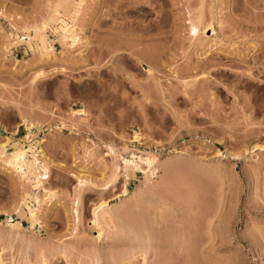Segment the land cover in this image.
<instances>
[{"label": "rangeland", "instance_id": "1", "mask_svg": "<svg viewBox=\"0 0 264 264\" xmlns=\"http://www.w3.org/2000/svg\"><path fill=\"white\" fill-rule=\"evenodd\" d=\"M67 1L0 0V142L30 125L47 169L33 189L0 160V264H155L121 255L135 231L177 224L194 244L170 237L166 264H264V0H81L73 47L48 20ZM44 20L47 58L10 31ZM113 151L155 155L156 176L126 174ZM101 201L116 217L96 236Z\"/></svg>", "mask_w": 264, "mask_h": 264}, {"label": "bare ground", "instance_id": "2", "mask_svg": "<svg viewBox=\"0 0 264 264\" xmlns=\"http://www.w3.org/2000/svg\"><path fill=\"white\" fill-rule=\"evenodd\" d=\"M80 3H81V0H68L67 2H65L64 6H63L64 12L62 13V15L56 14L55 16L48 19V20H50L56 24L59 23V25L57 27H53V30H55V32L57 33L58 38L60 40V43L62 45L67 44L69 47H73L74 45L79 43L81 40L80 35H78L77 34L78 32H76L75 24L69 23V21L66 20V17H65L66 14L69 16H71V14H73V13L75 14L78 11L77 8H78V5H80ZM48 20L42 21L40 23V25H38L36 28H34L35 32L32 36L29 34V32H26L25 34H18L19 32L16 33L14 31H12L11 29H10V31L15 36V38L17 40L26 41L27 44H29V45H30L31 37H35L37 40V47H38V50L40 52L39 54L41 55V57L45 56L47 58L49 56L50 52L52 51V47L49 46L50 44H48V45L46 44V39H45L46 31H47V29L49 27V23H50V21H48ZM12 28H14V26ZM205 28L207 30H209V29L213 30L212 22L209 21L206 24H204L202 29H205ZM15 30H16V28H15ZM15 38L13 37V39H15ZM13 39L11 38V40H13ZM17 40L13 41V43H16ZM50 56H51V54H50ZM138 62L141 63L142 65L145 64L147 66V68H148L147 70L151 73V77H153V78L156 77L155 74L152 72L153 66L148 63L149 61H146L145 59H141V57H140V58H138ZM145 62H147V63H145ZM146 94L145 95L148 98H150L149 94L148 93H146ZM27 130L28 131L26 132V134L22 136L24 139L27 138V140H25V143H22L19 140L11 139L10 136L5 137L3 139L4 141L0 142V160L2 161V162L1 161L0 162L2 163V165L6 169L15 172V174L18 176V178L22 182H30V180H31L30 174L33 173L34 180L31 183H33L32 184L33 189H37L41 186V184H43L42 180L44 179V177L46 178V175H47L46 170L47 169H46V166L41 164V159L38 157L39 153L43 156V150L39 146L41 139H36L34 141L35 144L32 145L29 142L30 140H28V134L31 132V126L30 125L27 126ZM21 140H23V139H21ZM113 153L117 157L119 162L122 163V166L121 165L120 166L123 168V170L127 171L126 174L134 173L135 170H143V172L145 174V182H149L153 177L156 176L158 169L156 167L157 157L155 155H153L151 153H146L144 155H135L134 152H131L129 156H125L123 154L116 153L115 151H113ZM41 155H40V157H41ZM167 166L169 167V165H167ZM40 167L43 168L42 169L43 173L40 171V174H37L36 171ZM117 169H118V165H116V170ZM116 170H114V172ZM117 172H118V170H117ZM117 174L118 173H116L115 175H117ZM167 175H170V174L167 172ZM78 181L80 183V181H81L80 178ZM84 182H82L81 185ZM158 190H160V189H157V191ZM161 190L164 191L163 189H161ZM142 191H144V190H142ZM147 191L150 194H151V192H153L152 196L154 195L155 192H156L155 195H158V192L156 191V189L154 190V187L152 186V184L149 185V183H148ZM145 192L146 191H144L142 193H145ZM145 194H148V193H145ZM140 195H141V192H140ZM32 197L36 200L37 205H39V199H38L37 192L25 191L21 198L23 199V201H25L27 198H32ZM159 197L161 199H159ZM159 197H158V199L162 200V203H163L162 205L168 204L166 201H164L162 199L161 196H159ZM146 201H147V199H146ZM96 207H98V209H97L98 211L95 212L93 210V214H92L93 216H92L90 221H91V224L93 225V227H96V232H97L96 236H99L101 234V231H102L103 226H101V225H102V221L105 219V217H104L105 214H106V216L109 215V217H108L109 221H106V220H108L107 217L105 219V222H107L109 224H111L110 222L112 221V220L110 221V219H114L116 217V214L113 210L107 208V204H105L104 201L99 202ZM94 209H95V207H94ZM35 210H36V208H31V207L29 208V214H30L31 219L36 218V211ZM160 210H161V208H160ZM105 222H103V223L105 224ZM112 223H114V220ZM9 224L14 226L16 223H14L12 220H10ZM132 225L135 226L134 223ZM139 225L141 226V224H139ZM178 225L179 224H177L175 227L173 226V229H175V228L178 229L179 233L176 230L175 231L172 230L173 231V233H172L171 229L169 231L168 230L169 228H168L167 230L169 232H167L166 230H165L166 232L163 231L165 234L163 232H161L163 235L162 234L161 235H159V234L158 235L157 234L151 235L152 231L151 230L145 231L146 228L144 227L145 229L142 228L145 231V233L142 231L144 238L141 235L142 234L141 229H139L138 231H135V236H137L138 238L140 237V238L138 239V241H135V243L129 245L128 251L126 252V254L121 255V259L127 260V261H133L135 253H138L142 257V261L144 262L145 260H147V252L150 250L152 252V255L156 257L155 264H163L166 262V258L164 259V257L166 256V254H169L167 251H169L168 250L169 247L171 248V246H172V245H168V243L170 240L172 241L174 239L173 237H175V240H177V242L180 243V246L182 248H184V250H186V252L190 251L189 247L191 246L190 247V249H191L194 242H191L192 245H190V239H189L190 235H189V233L185 232V231H187V230H185L187 227L183 228V231L185 230L183 232V231H180V230H182V228L179 227ZM116 226H117V224L115 225V227ZM136 226H138V225H136ZM189 227L190 226H188V228H187L188 230L190 229ZM170 228H171V226H170ZM137 229H135V230H137ZM139 231H140V234H137V233H139ZM144 234H146V235H144ZM152 234H153V232H152ZM170 237H172L173 239ZM191 238H192V236H191ZM0 250H2V249H0ZM41 262H42V264H49V263H47L45 256L42 254H41ZM91 264H99V257L97 256L96 259L93 260V263H91ZM119 264H122V262H120Z\"/></svg>", "mask_w": 264, "mask_h": 264}]
</instances>
